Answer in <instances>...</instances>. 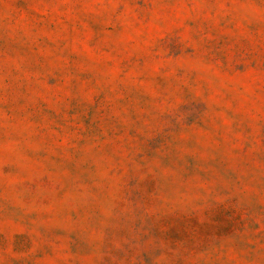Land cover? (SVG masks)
Wrapping results in <instances>:
<instances>
[{
  "label": "rangeland",
  "instance_id": "rangeland-1",
  "mask_svg": "<svg viewBox=\"0 0 264 264\" xmlns=\"http://www.w3.org/2000/svg\"><path fill=\"white\" fill-rule=\"evenodd\" d=\"M0 264H264V0H0Z\"/></svg>",
  "mask_w": 264,
  "mask_h": 264
}]
</instances>
